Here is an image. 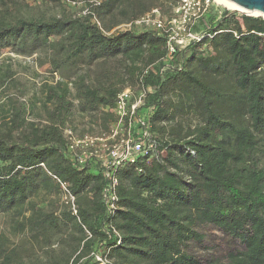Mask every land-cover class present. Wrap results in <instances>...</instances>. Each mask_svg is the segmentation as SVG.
<instances>
[{"label":"trees","instance_id":"trees-1","mask_svg":"<svg viewBox=\"0 0 264 264\" xmlns=\"http://www.w3.org/2000/svg\"><path fill=\"white\" fill-rule=\"evenodd\" d=\"M85 3L83 13L45 18L24 15L18 0H0V52H45L51 72L64 80L49 90L45 124L22 126L16 116V137L0 130V213L28 204L43 189L62 194L56 177L75 197L77 214L65 206L61 219L45 215L34 225L74 232L70 252L50 264H98L95 255L109 264H264V19L211 7L194 28L201 41L168 56L164 37L154 31L109 34L147 12L148 0ZM112 60L123 72L102 68ZM97 64L93 82L76 76L79 67ZM127 80L149 89L137 118L153 150L116 171L117 208L109 216L100 164H79L67 150L68 83L79 111L97 115L106 130ZM191 108L197 126L167 128ZM140 128L132 129L135 137ZM208 227L231 247L202 259L193 249L202 246L201 229Z\"/></svg>","mask_w":264,"mask_h":264},{"label":"rangeland","instance_id":"rangeland-1","mask_svg":"<svg viewBox=\"0 0 264 264\" xmlns=\"http://www.w3.org/2000/svg\"><path fill=\"white\" fill-rule=\"evenodd\" d=\"M23 5L24 15L33 17H60L64 14H80L86 9L83 4L86 0H18ZM90 2L92 0H89ZM153 6L147 11L157 9L162 19L167 20L172 14L174 2L172 0H148ZM87 4V3H85ZM213 8L216 10L225 7L217 6L214 2ZM229 11V10H228ZM145 12V13H147ZM144 13V14H145ZM23 14V13H22ZM237 18L250 16L235 12ZM256 17V16H253ZM129 21H124L114 27L109 34L120 32L123 25ZM204 53H208V47L203 46ZM48 55L45 52H38L30 56L21 55L10 49H3L0 52V130L11 132L16 137V116L19 125L35 123L43 125L46 122V113L52 108L49 99V90L58 81H64L55 72H51L48 62ZM117 61L107 62L106 65H94L89 70L79 67L76 76H87L88 82L95 80L100 68L109 69L110 72L122 71L118 67ZM139 66L138 62H135ZM128 79L127 76H125ZM69 82V81H68ZM127 85L123 88L131 89L132 96L130 103H135L142 91L141 84L131 83L127 80ZM70 100L72 108L68 117L67 128L71 129L75 136L103 135L107 134L112 125L104 130L97 115L80 112L78 102L75 99V89L69 82ZM194 103H191L193 106ZM194 107V106H193ZM178 123V124H177ZM200 123L199 117L193 108L189 114L178 117L167 128H177L181 126L184 131L188 126L191 128ZM179 126H174V125ZM178 129V128H177ZM65 210L62 195L53 188L40 190L31 197L29 203L19 208H13L7 212L0 213V264H4L3 257L14 253L18 258H14L10 264H50L53 258H61L70 252L73 238L70 236L74 232L67 226H63L60 232H45L36 223L40 217L51 215L61 219V213ZM32 219V220H31ZM30 220L32 222H30ZM70 231V232H69ZM205 241L202 246H195L193 253L200 258H214L222 256L229 247L230 241L219 231L213 228L201 229ZM69 232V233H68ZM75 235V234H74Z\"/></svg>","mask_w":264,"mask_h":264},{"label":"built area","instance_id":"built-area-1","mask_svg":"<svg viewBox=\"0 0 264 264\" xmlns=\"http://www.w3.org/2000/svg\"><path fill=\"white\" fill-rule=\"evenodd\" d=\"M174 6L169 19L164 20L157 9H153L123 25L120 31L128 30H151L165 39V48L168 56L185 47L199 43L202 35L194 31L199 20L213 7L214 0H172ZM95 4L98 0L91 1ZM217 6H220L217 4ZM135 103H130L131 89L126 88L118 93L113 113L116 121L107 134L100 136L84 135L77 137L71 129L64 128L63 134L67 144L70 157L75 162L83 164L88 160L97 161L106 185L102 191V202L110 216L117 208L116 186L118 184L115 176L116 171L126 163H133L138 156H145L153 150V144L148 129L144 123L137 118V110L143 105L146 96L144 89ZM140 124L141 128L134 136L132 129ZM141 172V169H138ZM64 205L72 215L77 214L75 197L68 190L65 183L60 182ZM98 264H109L106 258L95 255Z\"/></svg>","mask_w":264,"mask_h":264},{"label":"water","instance_id":"water-1","mask_svg":"<svg viewBox=\"0 0 264 264\" xmlns=\"http://www.w3.org/2000/svg\"><path fill=\"white\" fill-rule=\"evenodd\" d=\"M228 1L240 6L245 11L258 12L260 16L257 17H262L264 19V0H228ZM235 12L236 11H230V14H234ZM242 14H246V13H242Z\"/></svg>","mask_w":264,"mask_h":264},{"label":"bare ground","instance_id":"bare-ground-1","mask_svg":"<svg viewBox=\"0 0 264 264\" xmlns=\"http://www.w3.org/2000/svg\"><path fill=\"white\" fill-rule=\"evenodd\" d=\"M215 3H217L218 5L225 7L226 9H228L229 11H236L238 13H246L252 16H260V14L258 12L255 11H245L244 9H242L240 6L228 1V0H214Z\"/></svg>","mask_w":264,"mask_h":264}]
</instances>
